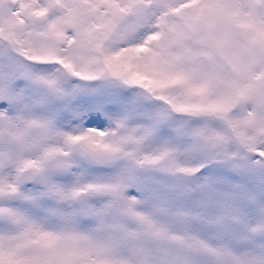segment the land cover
<instances>
[{
	"label": "snow or ice",
	"instance_id": "obj_1",
	"mask_svg": "<svg viewBox=\"0 0 264 264\" xmlns=\"http://www.w3.org/2000/svg\"><path fill=\"white\" fill-rule=\"evenodd\" d=\"M0 264H264V0H0Z\"/></svg>",
	"mask_w": 264,
	"mask_h": 264
}]
</instances>
